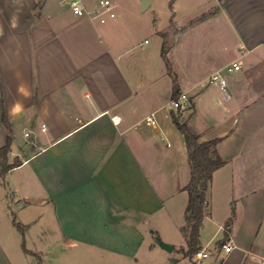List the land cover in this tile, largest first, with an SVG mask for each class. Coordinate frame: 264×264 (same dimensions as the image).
Here are the masks:
<instances>
[{
    "label": "crops",
    "instance_id": "obj_1",
    "mask_svg": "<svg viewBox=\"0 0 264 264\" xmlns=\"http://www.w3.org/2000/svg\"><path fill=\"white\" fill-rule=\"evenodd\" d=\"M100 1L82 3L96 13ZM194 1L202 5L177 44L220 18L227 30L211 31L237 38L240 52L194 39L191 58L178 54L177 90L193 107L176 112L200 141L222 138L225 160L209 188L202 247L207 222L217 226L214 238L223 235L199 264H264V0ZM103 16H78L66 0H0V147L11 136L8 160L21 162L0 175V258L22 249L42 260L46 251L28 243L52 237L65 245L52 259L66 264H141L160 247L153 238L173 242L163 219L175 230L186 225L188 149L161 102L157 72L171 50L164 56L161 41L147 47L148 38L134 44L124 35L127 16ZM230 54L240 68L224 77L223 90L210 78ZM151 114L156 125L146 123ZM185 259L167 263L192 264Z\"/></svg>",
    "mask_w": 264,
    "mask_h": 264
},
{
    "label": "rangeland",
    "instance_id": "obj_2",
    "mask_svg": "<svg viewBox=\"0 0 264 264\" xmlns=\"http://www.w3.org/2000/svg\"><path fill=\"white\" fill-rule=\"evenodd\" d=\"M114 1V10L115 15L118 17L120 15L127 16L125 22V34L127 37H129V41H131L134 44H140L141 42H144L146 38L149 39L150 43L146 44V46L150 47L154 44H158L159 40L160 47L163 48H169L171 50L169 54V58L171 62H167L161 55L159 56V70L158 73H162V70L164 71V79H163V90H161V97L162 103L164 104L165 110L170 113L171 110L177 111V108L172 103L171 93L173 89V85L176 82V77L178 75V54L182 53L183 59L191 58L192 50L188 45H192L194 39L197 40L198 44L206 43L207 45H233L236 48V52L238 51L239 42L238 40L235 41V39L231 35L227 34H217L216 32H212L211 28H218L221 27L224 31L227 30V24L224 23L222 19H215L212 20L211 24H205L201 26L200 31H195L192 29H189L186 34H184L183 41L177 44V35L180 33L179 28L182 27L183 24H187V19H189L190 14L193 15L194 11L197 9H200V3L192 1H186V0H178L174 4L171 3L170 0H152V3L150 6H147L146 8L143 7V1L144 0H112ZM173 7V11L171 6ZM174 12V15H173ZM173 20V21H172ZM190 24L188 23L189 26ZM213 26V27H210ZM185 27V26H184ZM163 31L164 38H161L157 35V31ZM212 32V33H211ZM165 40V42H164ZM181 47V49L179 48ZM218 46V45H217ZM189 48V49H187ZM180 49V50H179ZM167 51V50H166ZM207 53V52H206ZM240 55V52H237ZM232 54L227 55L224 57L225 66L222 69L221 73L222 75L228 76L230 74H235V70L229 72L227 70V67L232 66L233 63L231 60L233 57H231ZM173 64V66H172ZM169 65V67H168ZM173 70V72H172ZM190 104V102H189ZM187 104V105H189ZM185 105L183 108H179L180 111L187 112L189 109V106ZM188 108V109H187ZM185 119V118H183ZM207 210V209H206ZM206 213V211H205ZM167 227V229L171 232L172 237V243L175 246V249L172 251H168L166 249L160 248L161 246L158 243L157 238L160 237L163 241H165L164 236L161 234V236H157L156 238H153V242L155 245L160 246L157 247V251L154 250L153 253L150 255H141V264H168L170 261H172V258H180L181 261L186 263L184 250L187 248V237L183 230H175L169 223H167L163 219V225ZM217 230V226L214 224H211L210 222H207L203 231H202V240L204 247L208 248V250H213L215 242L217 239H219L223 232L216 235L214 238L215 231ZM58 235V233H57ZM59 236V235H58ZM43 241H41V244H35L34 242L28 243V247H38L39 250L46 251V254L43 256V259L40 260L38 256L35 254H26L22 251V249H18L12 253H10L8 259L6 258H0V264H66L64 261L60 262L61 260L57 257L56 259H52L50 253H56L63 254V252H59L56 250V247L59 246H65L62 245L59 240L53 242L54 238L45 237ZM164 238V239H163ZM211 239V242L209 244H206L207 241ZM166 242V241H165ZM38 250V251H39ZM95 257L98 255L95 254ZM189 259V258H188ZM208 259H204L203 261L206 263ZM194 261L193 259L190 260L192 263ZM77 261H75L76 263ZM168 262V263H167ZM180 263V264H184ZM204 263V264H205ZM89 264H109V260L105 259V257L101 258H94L90 260Z\"/></svg>",
    "mask_w": 264,
    "mask_h": 264
},
{
    "label": "trees",
    "instance_id": "obj_3",
    "mask_svg": "<svg viewBox=\"0 0 264 264\" xmlns=\"http://www.w3.org/2000/svg\"><path fill=\"white\" fill-rule=\"evenodd\" d=\"M203 19H205L204 16H201L197 20ZM162 53L166 56L165 48ZM178 95L177 84L175 82L171 97L174 100ZM191 107H193L192 102L189 104V108ZM177 110H179V108ZM171 115L173 122L185 137L191 168L190 180L185 187L188 192V203L185 208L186 225L182 227L187 237V248L184 250V255L191 260L193 255L203 248L200 242V230L204 221L205 211L209 204L208 192L214 172L225 164V160L217 151V145L222 138L200 141V134L187 120H181L180 114L174 110H172ZM3 121L10 129L6 115L3 116ZM11 142V136H8L6 144L0 147V175L3 177L11 168L21 163L18 160L13 162H9L8 160ZM15 224L20 230H23L21 223L16 221ZM224 240L223 238L221 244L224 243ZM192 264H196V262L192 261Z\"/></svg>",
    "mask_w": 264,
    "mask_h": 264
},
{
    "label": "built area",
    "instance_id": "obj_4",
    "mask_svg": "<svg viewBox=\"0 0 264 264\" xmlns=\"http://www.w3.org/2000/svg\"><path fill=\"white\" fill-rule=\"evenodd\" d=\"M66 3L68 4L71 11L78 16H83L85 14H89L93 16L94 14V16L101 17L100 18L101 21L106 20V18L103 16L105 14H108L111 17L115 16V12L113 11V6L110 0H101L100 4L102 8H99L96 11V13L87 11L82 3V0H66ZM239 68H240V64L234 62L233 67L232 66L227 67V70L231 72ZM210 82L216 83L220 86L221 89L226 90V79L222 75L221 71L214 73L210 78ZM172 103L177 109L183 108L185 105L189 104V97L186 93H180L176 99L172 100ZM146 123L148 125H156L157 120L155 118V115L151 114L150 116H148L146 118ZM42 127L44 128L45 124H42ZM25 134L26 136H28L29 132H26ZM221 246L226 251H230L233 248L232 244L229 242H224L221 244ZM215 250H218V246L215 247ZM209 255H210V250H208V248H202L200 251L196 252L193 255L192 259L194 260L193 262L199 264L202 259L207 258Z\"/></svg>",
    "mask_w": 264,
    "mask_h": 264
},
{
    "label": "water",
    "instance_id": "obj_5",
    "mask_svg": "<svg viewBox=\"0 0 264 264\" xmlns=\"http://www.w3.org/2000/svg\"><path fill=\"white\" fill-rule=\"evenodd\" d=\"M143 7H145L144 3H143ZM157 240H158L159 245L162 248H164V249H166L168 251H172L173 250V248H174L173 244H170V243H167V242L163 241L160 237H158Z\"/></svg>",
    "mask_w": 264,
    "mask_h": 264
},
{
    "label": "clouds",
    "instance_id": "obj_6",
    "mask_svg": "<svg viewBox=\"0 0 264 264\" xmlns=\"http://www.w3.org/2000/svg\"><path fill=\"white\" fill-rule=\"evenodd\" d=\"M19 110H20V105L19 104H16V105L13 106V109H12L13 112H18Z\"/></svg>",
    "mask_w": 264,
    "mask_h": 264
}]
</instances>
